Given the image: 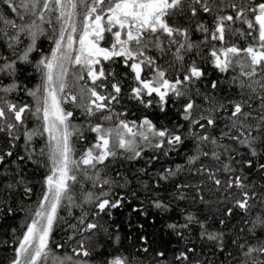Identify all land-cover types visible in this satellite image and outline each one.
<instances>
[{
    "label": "snow or ice",
    "instance_id": "snow-or-ice-1",
    "mask_svg": "<svg viewBox=\"0 0 264 264\" xmlns=\"http://www.w3.org/2000/svg\"><path fill=\"white\" fill-rule=\"evenodd\" d=\"M17 213L0 264H264V0H0Z\"/></svg>",
    "mask_w": 264,
    "mask_h": 264
},
{
    "label": "trees",
    "instance_id": "trees-1",
    "mask_svg": "<svg viewBox=\"0 0 264 264\" xmlns=\"http://www.w3.org/2000/svg\"><path fill=\"white\" fill-rule=\"evenodd\" d=\"M194 38H196V37L194 36ZM241 43H243V40L242 39H241ZM44 47L47 48L48 45L45 44ZM27 71L30 72L31 69L28 68ZM33 75H35V74H33ZM21 78H23V76H21ZM212 78H215V76H213ZM35 82H36L35 79H33L32 83H35ZM129 106L131 107V105H129ZM132 111L134 113H136V115H139V113L136 112L135 108H133ZM77 114H78V119H79V110H77ZM136 115H130V116H128V118L129 119H134V118H136ZM84 132H85V135L88 137L89 141H91V139L94 136V134L93 133H90L87 130V127H85ZM73 143H74V145L76 147V153L75 154L78 156L79 153L83 150V148L86 147V144L83 141L77 140L75 137L73 138ZM127 170L128 171H134L133 165H128L127 166ZM29 171L30 172H34V170L31 169V168L29 169ZM39 171L40 172H43L44 169H40ZM33 178H34V180L39 181V178H40L39 177V172H35ZM39 187H40L39 183H36L37 194H38ZM75 190L77 192L79 191V185L76 186V189ZM36 199H37V195H34L32 197L33 202ZM74 211L77 214L79 213V210L78 209H74ZM23 215H24L23 213H17V216L14 217V218H8L6 221L5 220H0V240L4 239L6 237V231L7 232H10V228L11 227H17V228H19L21 219L23 218ZM61 215L64 216L65 219H67L69 223L72 222V218L69 217V216H67L64 211H61ZM171 215H172L173 218H175L176 213L173 212ZM127 219H128V217H127V215L123 211L120 212V213H118L117 216L115 217V222L116 223H121L122 228L124 230L122 232V239H123L124 246H128L130 243H132V241H129L127 239V236L129 235L128 229H127ZM61 229H65L67 231H70V229H66V226L64 224H60L57 227V229H56V233L57 234L55 236V239L57 241L65 244V247L62 248V249H55V245H53V248L55 250V254H58V255H63L65 252H68V253L71 252V243L66 242V237L64 235V232L61 231ZM147 230H148V232L150 234L152 232H155L156 238L164 237L165 229H164V226H163V222L162 221H158L156 225L149 224L148 227H147ZM164 238H167V237H164ZM105 249H107L109 251L111 250V248L107 244L105 245ZM2 255H3V251H2V249H0V256H2ZM92 259H93V261L96 259V254L95 253L93 254Z\"/></svg>",
    "mask_w": 264,
    "mask_h": 264
},
{
    "label": "rangeland",
    "instance_id": "rangeland-1",
    "mask_svg": "<svg viewBox=\"0 0 264 264\" xmlns=\"http://www.w3.org/2000/svg\"><path fill=\"white\" fill-rule=\"evenodd\" d=\"M70 83H71V79H70V81H69Z\"/></svg>",
    "mask_w": 264,
    "mask_h": 264
}]
</instances>
